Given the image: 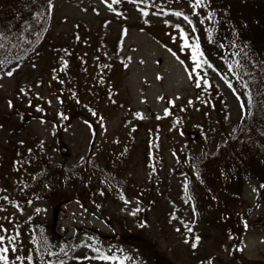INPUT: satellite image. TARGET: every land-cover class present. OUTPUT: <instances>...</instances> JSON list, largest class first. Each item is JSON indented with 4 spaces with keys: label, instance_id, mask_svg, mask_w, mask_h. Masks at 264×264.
<instances>
[{
    "label": "rangeland",
    "instance_id": "rangeland-1",
    "mask_svg": "<svg viewBox=\"0 0 264 264\" xmlns=\"http://www.w3.org/2000/svg\"><path fill=\"white\" fill-rule=\"evenodd\" d=\"M217 1L219 3L224 2V0ZM108 2L111 3L109 0ZM65 5L66 0H62L60 6H57L56 8V15L55 18H53V23L50 28V31L53 28L52 32H56L54 35L59 34L60 36H66L65 34L71 35L74 33L76 37H78L77 40H84L85 45L83 48L85 46L88 48L95 43L96 39L101 40V36L104 37L108 35V33L111 32V29H113L114 34L108 35L109 38L110 36H112V38L109 39V44H104L106 51L103 50L102 45L96 44L93 45L90 51L82 55V60H84L85 58L89 59V55L91 54L90 62L94 61L92 63L93 66L91 70L83 69V66L82 68L80 67L81 70H74L73 68L76 67L68 64L67 67H64L63 65V73L57 72L55 74V66L57 61H59V57L57 56L58 54L53 55L51 51L52 46H50L47 49V52L43 49V52L46 53L40 56L38 61L35 57H31V60L36 63L35 69L31 67V64L28 63L27 59L23 63L22 68L14 74L13 78L0 80V84L3 85L0 87V120H2V118L5 119V125L3 128H0V161L3 163V159L10 158L4 166H0V188H5L7 185L11 186L9 190L6 188V193L0 192V197L5 194L13 196L19 192V185L16 183L15 178L11 175L15 173V170L12 167L14 166L20 171L24 163L26 166H30L31 158H29L26 153L28 152V149H31L32 151L34 150L42 155L47 154L46 162L50 164L51 167H64L68 170H73L77 168V166L79 167L84 161H88L89 164L93 163L95 165V162L98 159V162L102 164V169L104 171V158L108 155L105 150L108 146L99 145L98 152L96 149L97 146H90L91 138L94 139V130L89 135V131L91 130L90 125L89 123L85 124V120L83 119L86 116L77 113V106L79 104H76L80 101V104L85 108L86 114L89 112L91 113V111L97 112V116H95L96 120L100 121L99 117L104 116V114L109 116L106 120V122L109 121L107 125V130L109 129V131L105 137H103L104 139L102 143H107V141L114 138L115 135L122 136L124 131H117L120 130L119 125L123 122L131 123V125L134 122H148L147 126L153 127L159 119L168 120L166 118L169 115H164V109L167 108L170 113L171 108L177 106V104L168 103L166 97L168 96L173 99V97L177 96V94L179 97L177 100H182V103L179 102L181 104L173 113L174 116L171 122L173 130L171 129L170 122H167L166 130L164 129V125H162V128L164 129V135L162 136L164 142L167 143L166 146L207 145L210 148L215 149L220 145V141L225 140L228 136H231L239 127L238 120L241 119V114L238 111V105H235L237 113H232V116L228 117L232 118V120L236 123L230 122L228 118L218 117V114L216 116L215 113L213 114L212 110L210 111L211 115L204 114V110L202 108L205 109V107H197L195 102L188 104L191 108L187 113L190 114L191 120L186 122L181 120V117L185 112V106H187L183 102L184 99L186 100L189 95L190 96L188 98L196 97L198 91H195L194 86L188 81L184 67H182L165 48V45H167L168 47H172L174 51L176 50L175 44L169 39L167 34L169 32L168 27H164V31H161L162 29L160 27L158 28L157 23H147L144 26L140 25L137 20L144 19V17L136 14V7H131L129 13L121 12L122 3L113 4V7L116 9V12H113L109 10L105 4L101 3V0H98L95 5L87 4L79 5L78 7L75 6L71 16L67 15L69 13V8ZM93 9H96V11H93ZM117 13H123V15H117ZM125 17L127 18L125 19ZM104 23L106 25H104ZM56 26H58V28L54 31V27ZM104 26H107L106 28L109 30L106 31ZM124 28L127 29V34L123 32ZM142 28L145 30H142ZM96 32L99 34H96ZM173 34L175 35L174 31ZM118 36H120V41L118 42L119 50L118 47L116 50L113 49L115 42L113 38H118ZM157 37L161 39L165 45H161L160 42L156 41L155 39H157ZM55 39L59 40V37H55ZM83 44L84 43H81L79 45L82 46ZM81 48L80 54L83 53ZM117 51L121 52L122 59H120ZM178 55L181 58H184L185 53L179 52ZM128 57H131L130 61L128 60ZM66 60L68 61V59ZM98 60L99 63L97 62ZM104 60H107V64L108 62L115 64L117 61L119 63L125 62V64L129 65L128 70L125 71V74L122 77L121 84L119 83L118 85L119 91L115 97L114 94H112V88H106V86L112 84V80L111 77L105 73V68L102 69V67H100L98 78L94 83L95 87L92 86V80L96 71L95 68L97 65L100 66L99 64H101ZM141 61L143 62L141 63ZM187 62L188 64H191L190 60ZM59 69L62 70V67L59 66ZM118 70L119 69H117V71ZM114 73L116 74V68ZM157 76H160L161 79H157ZM60 80H64L65 83L60 84ZM37 81H42V83L37 85ZM149 83H151L150 86L146 87V84ZM116 84L117 81L115 77L112 84L114 88H116ZM20 87H31L32 93L38 92L44 99L38 100L34 95L30 94L28 98L32 100L33 106H29L27 99L23 97L17 98V92ZM58 90H62L63 93L61 94L60 92H57ZM92 91H94L93 95ZM146 91L147 93H145ZM72 93H76V95L73 96ZM143 93H145V95ZM68 96H71L70 99L65 98ZM57 97H60L59 101L57 100ZM157 97H164V99H157ZM9 99L13 101L12 108H9L7 105V101ZM49 100L51 101L50 105L47 103ZM37 103L45 109L44 113H37L35 111L34 106ZM99 104L101 109L98 107ZM85 105H87V107H85ZM16 107H19V109L25 113L27 122H25L24 119L21 121L20 116L16 114ZM69 109L72 110V123L63 130H60L59 132L56 131L55 134H53L55 127L51 122L52 118L56 117L58 112H64L66 114ZM111 110L112 113H110ZM9 112L10 114H8ZM136 112L141 113L142 118L135 116L134 114ZM159 113L161 114L159 118L151 116L152 114ZM189 114H187V116ZM40 116H44L45 120L49 122H46L43 125L40 124L38 119ZM126 116L131 122L126 120ZM195 118L203 119L195 123ZM104 122L105 120H103V123ZM99 124H102L101 121ZM126 130L127 129H125V132ZM188 133H196L194 141L190 142L189 137L187 136ZM30 134H34L32 139H28ZM35 135L45 142V144L42 143L43 146H33L36 142ZM145 135L146 130H143L140 134L139 140H145ZM53 137H55L54 141H52ZM21 139L28 140H25L24 143L19 146L17 141H20ZM156 139L159 140V134H156ZM139 142L141 143V141ZM154 144H157V141L153 138V145ZM93 147L94 149H92ZM115 148L121 149L122 151L124 149L126 151L127 157H125V162L128 164L138 158L139 149L134 146H115ZM166 155H168V152H166ZM81 157L84 159L81 160ZM169 159L171 160L169 162L172 166L175 156H170ZM18 160L21 163L18 164ZM45 171L47 172L48 169H45ZM146 173L147 170L145 167H139L136 170H131L130 176L138 178V183H143L142 181L144 180ZM3 174H5V176H3ZM43 176L44 175H41L39 179H36V177L32 179H35V184H40V180H42ZM80 186L85 187H80V190L78 191L79 193L74 192V194H79L80 197L86 195V190L83 188L91 190V192L94 193H97V190L100 189L96 183L88 180L83 185L80 184ZM43 187L44 186L40 184L39 188L33 191L39 193V196H37L39 198H44L46 193L51 194L48 187ZM128 190L131 194L130 186L128 187ZM137 192V189L133 190L134 195H136ZM143 197L144 199H147L149 195L144 194ZM257 197L258 195L255 196L248 186L246 188V200L251 203L253 202V208H256L258 205H255ZM125 199H127L129 203L125 204L124 199H119L115 205L107 208L106 210L104 209L107 211L108 215L103 213H101V215H103L108 222L113 220V224L116 225L126 222L128 228L122 229L125 231L123 237H129V239H127V243L129 241L143 240L145 239V235L150 234L151 236L146 239L145 244H152L153 248L155 246L158 251L160 250L159 245L162 244L163 246H170L169 249L171 250L174 249L175 238L172 237V234L168 233L165 236H162L163 230L161 229H164L165 227L164 222H160L158 220L155 221L153 224H150L151 230H147L146 232L134 230L140 225L138 220L143 222V219L140 216L138 217V212L137 216L133 217L129 214V212L134 210V208H137L136 206H138V204L135 205L134 203L136 201L142 202L144 206L146 205L142 200L135 199L133 202L131 200L132 196ZM37 201L42 200L39 199ZM251 203H243V201L239 198L237 200H233L231 206H233L234 209L231 216H238L239 210L242 209V206L248 207ZM0 204L7 207L8 213H12L14 211L11 209V205H5V202L2 200L0 201ZM58 207L63 209L54 216L51 214L50 210H48L46 205L39 207L46 210L39 213L43 216L41 220L47 223L51 221L49 228L50 226H54V235L57 237L62 236V239H58V241L50 240L51 242H59L61 245L65 244V242L69 245L77 242L76 244L80 245L81 240L85 243L102 242V244L111 246V252H113V248L119 247V245H113L112 241L100 239L103 237L99 233H96L102 231L106 233L107 236L115 235L114 232L111 234L112 231L107 229L104 220L101 217L96 216L97 212L95 213V211L99 208L97 207V204H91L89 207V209L94 212L85 211L76 203H65L63 206L60 204ZM103 208H105V206H103ZM253 211L254 216L252 225L253 227L259 225V227L252 230L243 247L246 248V257H249L251 260L256 259L264 261V209L262 207H258ZM4 214L5 213H0V215ZM33 217L40 219L36 214H33ZM25 220L26 217H23L22 223L25 224ZM214 221L215 224L209 221V225L214 228L211 235L206 233V225L202 224L200 227L202 229V235L204 236L201 248H199L202 249L200 255H197L199 249L196 252H193L190 250L189 246H187L184 250V255H187V264H198V261L204 255L207 256L208 252L211 250V241H213L214 247L217 244V239L225 237L223 230H227L230 229L231 226H235V221L233 219L230 220L228 216H226V220L224 221H220L219 218L214 217ZM33 223L34 222L32 221L27 224L32 225ZM115 227L117 228V226ZM127 232L133 233L131 236H125V233ZM37 233L38 238H40L41 233L39 231ZM73 233H75V238L73 237ZM89 236L94 239L89 241ZM154 240L155 242H153ZM168 241L171 245L168 244ZM78 248H76L77 250L75 249L76 255L84 252L83 245L80 246V249ZM119 248H123L127 254L134 255V258L137 260V264H139L140 260H143L144 264L146 261L149 262L146 264H184L172 257H163L165 260H158L152 254H149L147 247H144L141 251L140 249H138V251L137 249H135V251H129L124 246ZM53 250L57 252L59 251L58 248ZM71 255H73V253L69 252V256ZM167 259L172 260L169 262ZM69 264H72V262L70 261ZM77 264H79V262H77Z\"/></svg>",
    "mask_w": 264,
    "mask_h": 264
},
{
    "label": "snow or ice",
    "instance_id": "snow-or-ice-1",
    "mask_svg": "<svg viewBox=\"0 0 264 264\" xmlns=\"http://www.w3.org/2000/svg\"><path fill=\"white\" fill-rule=\"evenodd\" d=\"M129 3L137 6L141 3L148 5V7H139L138 11L142 17L147 18L149 16V8L154 9L151 12V15L160 17H173L175 19L164 18L162 23L169 28V32L167 33L169 39L175 44L176 50L174 51L172 47H168L165 45V48L168 53L174 57L179 64L184 67V71L186 77L190 84H192L195 88H205L206 86H210L209 81V72L214 76L218 77L223 84L233 93L235 96L238 106L240 108V114L242 118H246L250 114L249 105L253 104V96L251 92L241 93L234 87V82L229 78L227 74H224L222 66H217L214 62H211L208 56L206 55L205 50L202 48L201 40L198 32L207 33V42L213 45L215 48L223 50L226 47L237 49V51H233L230 53L232 57H240L238 59L233 60L232 62H228L229 53H224V55L218 54V59L224 60L227 64V71L231 73L233 77H235L236 82H238L242 88L249 89V81L245 79V76H250L251 73L248 71L249 65L251 61H255L254 64H251V67L255 68L259 66L261 72H264V58H259L254 51H252L248 46L240 47L237 39L229 40L228 44L225 45L223 42L219 40L213 39V28H203L202 26L206 23V21H212L214 25H218L220 21L216 19L218 13L216 10L211 8V0H189L186 9H177L168 6L167 8L162 7L161 3L170 5L172 0H161V3H157L156 0H128ZM35 3V0H33ZM101 3L105 4L106 7L116 12V9L113 7V4H120L122 0H112L111 3L108 0H101ZM55 5L53 0H46L44 12L35 11L32 13V20H25L22 27L14 28L12 25H7L4 28L0 29V80L10 79L14 77V74L18 72L23 66L25 62V57H29L28 63L31 64L33 69L36 68V63L31 60V56L28 52V47L33 46L34 40L35 43H39L42 39L41 32H46V28L38 27L41 23V20L44 16L52 9H54ZM208 9L207 12L204 10ZM96 11V9H93ZM222 14V13H221ZM117 15H123V13H117ZM127 17H125L126 19ZM144 22L149 23L148 19H145ZM173 30L175 31V35L173 34ZM123 32L127 34V29L124 28ZM233 36L238 37V33L233 29ZM78 38V37H77ZM27 46V47H26ZM66 51V50H65ZM184 52L185 56L182 59L178 53ZM31 55L39 58L40 52L32 47ZM128 60H131V57H128ZM191 61V64H186V61ZM61 62L64 67H67L68 61L61 58ZM143 61H141L142 63ZM127 67V64L124 65ZM104 67H109V65H105ZM234 69H239L240 71H236ZM55 71V69H54ZM157 79H161L160 76H157ZM42 83V81H37V85ZM60 84H64V80L59 81ZM261 83L264 84V78L261 79ZM3 85L0 84V87ZM215 90V88L213 89ZM34 95L38 100L44 99L38 92L32 93L31 87L25 88L20 87L17 92V98L23 97L27 99V103L29 106L32 105V100L29 99V95ZM264 95V93H261ZM73 96L76 93H72ZM242 95L247 96V100L244 101L241 99ZM157 99H164V97H157ZM179 99V97H176ZM200 96H196V100H199ZM57 100H60V97H57ZM50 105L51 101H47ZM62 103V101H61ZM169 103H174V101H169ZM193 101L188 100V104H192ZM7 105L9 108L13 107V101L9 99L7 101ZM35 111L37 113H44L45 109L37 103L35 106ZM87 107V105H85ZM91 111V110H90ZM169 110L167 108L164 109V115H169ZM91 115L97 116V112L91 111ZM137 117H141V113L136 112L134 114ZM261 115H264V111H262ZM57 116L59 120L67 121L69 116L64 112H58ZM142 118V117H141ZM159 118V117H158ZM227 119V117H225ZM40 124H45L46 120L44 116L38 117ZM101 123H103V116L99 117ZM85 124H88V121H84ZM3 125H0L2 128ZM244 129H241L243 131ZM106 131V128L104 129ZM55 134V133H53ZM20 144H23L24 141H19ZM31 152V149H28ZM84 158L81 157V160ZM17 163H21L19 160ZM19 171V169H17ZM199 172H197V176ZM187 188V185H185ZM259 189H264V183L259 185ZM22 190V189H21ZM257 188H253V192H257ZM0 192H7L6 188H0ZM39 197H37L38 199ZM124 199V197H121ZM0 200L5 202V204H10L13 206L14 211L12 213H8L7 207L3 204H0V213H5L4 215H0V264H69L71 261L72 264H137V260L134 258V255L127 254L124 249L119 247L116 248V252H111V246L107 251L102 250L103 245L102 242L93 243H85L81 240V244H71L65 243L61 245L59 242H51L49 237L45 235L43 232L41 233V237L39 239L35 238L32 235L27 237L29 243L26 244L24 242V237L22 235L23 227L26 226L27 223L33 221L32 215H27L25 220V225H22L19 222L20 217L24 216V207L21 206L19 202H15L10 199L9 195L5 194L0 197ZM125 204L129 203L127 199H124ZM25 203L27 205L32 204V200H26ZM259 206V205H257ZM100 207V205H97ZM41 211H46L39 207L34 209L35 213H40ZM86 211V209H85ZM141 211L140 208H136L129 212L130 215L136 216L137 212ZM194 214L196 213L195 208L193 207ZM174 219H179L174 217ZM180 223L186 230V233L191 234L193 229L189 227L190 223H195V221H184L180 220ZM144 225L142 224L141 227ZM245 227H247V223L245 222ZM177 233H181L180 228H175ZM184 236V243L189 244L190 248L195 250L197 249L198 243L201 240L199 235L194 236V242L190 241L193 239L189 235H185V233H181ZM73 237L75 238V233H73ZM231 239V237H229ZM94 238L89 236L88 240L91 241ZM35 247H32V246ZM83 245L87 251L81 252L79 255L75 254V249ZM58 248L59 251H54L53 249ZM228 249H225L227 251ZM242 251V249H240ZM69 252H72L73 255L69 256ZM91 253V254H89ZM116 253H124L123 255H117ZM47 257V258H46ZM214 257L205 256L198 261V264H213ZM139 264H144L143 260L139 261Z\"/></svg>",
    "mask_w": 264,
    "mask_h": 264
},
{
    "label": "trees",
    "instance_id": "trees-1",
    "mask_svg": "<svg viewBox=\"0 0 264 264\" xmlns=\"http://www.w3.org/2000/svg\"><path fill=\"white\" fill-rule=\"evenodd\" d=\"M45 2L46 0H35V3H33V0H0V29L7 25H12L14 28L22 27L25 20L31 22L32 13L37 10L44 12ZM211 7L214 10H221L216 17L220 23L212 27L213 34L219 37L221 42L227 45L229 40L237 39L240 47L248 46L259 58H264V0H224L223 3L211 0ZM47 14L38 27H44L43 24L47 19ZM233 29L238 33V37L233 36ZM33 40V46L28 47L30 56L32 47L37 44L34 38ZM45 44L50 43L47 41ZM226 48H228L229 55L231 52L237 51V49ZM238 58L240 57L230 55L231 62ZM254 63V60L251 61L248 69L251 77L245 76L250 85L248 92H251L253 96V104L248 106L250 114L247 116L248 127L245 130V138L243 141L236 143L229 142L230 144L228 146L226 144L219 149L213 158H208L209 160L207 159L208 162L206 163L211 164L209 173L205 172V176L209 177V181H213L211 176H214V181L223 183L227 189L224 188V191L217 185L212 189H207L206 185L196 187V196L202 200L199 202V207L203 209L200 217L205 220L211 218V216L221 218V220L223 216L226 219L224 195H230L233 191L231 187L237 182L236 188L241 186L240 183H243L244 179L253 180L260 184L264 183V115H261L264 111V95L261 94L264 93V84L261 83L264 72H261L259 66L251 67V64ZM50 172L56 182L54 191L62 193L60 199L67 198L65 191L72 188L77 180L74 178V174L66 173L63 170H52ZM65 176L70 177L66 181L67 183L63 182ZM260 192L263 199H261V203H263L264 189H260ZM228 218L233 219L232 216H228ZM238 225H240L239 221L236 226ZM181 233H177L179 236L175 239L174 249L169 251L160 252L155 246L153 248L152 244H145L146 241L142 244L139 242L135 244L140 250L147 247L149 254H152L158 260H165L163 257H172L187 264L188 262L184 260V257L187 256L184 255V250L189 244L184 243V236ZM185 235L194 238L193 233L188 234L185 232ZM191 242H194V240L192 239ZM190 250L195 252L191 248ZM167 260L171 262L172 259Z\"/></svg>",
    "mask_w": 264,
    "mask_h": 264
}]
</instances>
